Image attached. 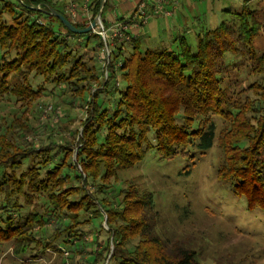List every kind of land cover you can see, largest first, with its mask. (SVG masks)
<instances>
[{"label":"trees","instance_id":"trees-1","mask_svg":"<svg viewBox=\"0 0 264 264\" xmlns=\"http://www.w3.org/2000/svg\"><path fill=\"white\" fill-rule=\"evenodd\" d=\"M21 1L0 0V100L10 96L20 105L0 126V252L10 245L17 257L37 260V248L60 254L66 248L86 253L85 264H200L196 252L157 234L153 193L132 181L116 187L121 172L136 169L151 151L163 160H192V148L204 154L215 141L222 153L218 182L231 186L248 211L264 213V86L249 85L254 99H234L224 64L230 54L249 61L251 74H264V43L259 54L254 46L264 25L248 6L253 0L199 35L196 54L185 37L175 52L143 50L133 36L108 41L106 66L105 53L102 62L96 59L106 49L101 35L74 34L59 19L30 9L65 15L62 5ZM101 1H92V21ZM109 4L105 27L133 23L105 17ZM65 16L77 28L90 24ZM79 48L94 55L86 60ZM118 74L126 84L122 91ZM45 91L67 107L60 118L84 111L81 126L61 125L43 139L48 124H32L30 116L41 110L33 107ZM100 220L108 230H93Z\"/></svg>","mask_w":264,"mask_h":264},{"label":"rangeland","instance_id":"rangeland-1","mask_svg":"<svg viewBox=\"0 0 264 264\" xmlns=\"http://www.w3.org/2000/svg\"><path fill=\"white\" fill-rule=\"evenodd\" d=\"M123 2L109 0L110 8L104 16L112 20L130 18L136 9L131 10L129 0ZM172 4L169 6L171 17L156 15L152 3L149 4L146 10L148 19L136 31L143 50L178 52L179 38L185 37L192 53L196 54L199 35L230 20V12L238 13L244 8V0H179L178 9L174 12L176 2ZM248 6L264 25V0H253ZM97 30L94 32L98 34ZM97 43L98 40H92L89 50ZM263 43L264 32L261 30L254 42L258 54ZM104 53H97L96 59L101 61ZM79 54L86 60L94 55L82 48H79ZM224 64L228 66L226 78L234 99L243 101L246 96L256 98L249 91V85L257 82L264 86V74H251L250 62L234 55L228 54ZM118 76L122 91L126 84L120 74ZM242 91L244 93H240ZM42 96L33 107H40L41 110L36 112L32 109L30 118L32 124H37L38 120L48 124L42 130L45 134L43 139L53 133L58 134L61 125L70 130L81 126L84 111L75 110L71 118H60V115H65L67 107L58 104L48 91ZM19 106L10 96L0 100V126L12 121L14 115L20 112ZM49 107L52 108L50 111ZM216 121L221 128L223 121ZM63 134L70 138L66 132ZM191 155L192 160L178 156L169 161L160 159L151 151L136 169L121 172V180L116 188L126 187V181H132L140 191L153 193L155 210L158 212L155 227L157 234L166 241L176 242L196 252L200 264H264V213L248 211L246 201L237 197L231 186L218 182L217 171L222 163L218 143L215 141L214 146L204 154L192 148ZM188 169L190 172L187 174ZM100 222H94L93 230L98 232L100 225L105 230L109 229L106 222ZM36 250L35 253L40 255L37 260L30 254L17 257L10 245H5L0 252V264H85L86 253L78 256L66 248L60 249L61 254L55 249H48L45 253L41 248ZM113 250L112 244L110 252Z\"/></svg>","mask_w":264,"mask_h":264},{"label":"built area","instance_id":"built-area-1","mask_svg":"<svg viewBox=\"0 0 264 264\" xmlns=\"http://www.w3.org/2000/svg\"><path fill=\"white\" fill-rule=\"evenodd\" d=\"M92 1L93 0H53L54 3L60 4L63 6L65 15H67L71 20L77 23H92L93 12H92ZM179 0H143L136 7V10L130 17L133 23H122L118 21H113L110 23L109 27H105L102 22L98 25L96 30L98 34L102 36L103 40L106 43L105 54L107 58V62H105V66L108 64L110 58V49L107 45L108 41H112L115 39H119L120 41H130L133 36H135L136 31L140 28V23L137 19L142 20V24L146 23L148 19V14L146 12L150 3L153 5V12L156 15H164L165 17H171L172 11L168 9V5ZM95 30V31H96ZM132 34V36L130 35ZM106 76H108V72H106ZM52 108L49 107L48 111ZM47 112V109L45 110Z\"/></svg>","mask_w":264,"mask_h":264},{"label":"water","instance_id":"water-1","mask_svg":"<svg viewBox=\"0 0 264 264\" xmlns=\"http://www.w3.org/2000/svg\"><path fill=\"white\" fill-rule=\"evenodd\" d=\"M19 1L21 3H23L21 0H19ZM107 2H108V0H102L101 1V5H100V9H99L98 14L96 15V17L94 18L92 23L89 24L86 28H83V29L75 27L67 19V17L65 15H63L62 13L58 12L57 10H55L53 8H48V10H44L41 6H38V7H30V9H32L34 11L45 12L48 15L59 19L61 21V23L65 26V28L67 30H69L70 32H72L74 34H78V35H83V34H88V33L92 32V31H95L96 28L98 27V25L102 22L103 11H104V8H105Z\"/></svg>","mask_w":264,"mask_h":264},{"label":"crops","instance_id":"crops-1","mask_svg":"<svg viewBox=\"0 0 264 264\" xmlns=\"http://www.w3.org/2000/svg\"><path fill=\"white\" fill-rule=\"evenodd\" d=\"M123 1H124L123 3H125V0H123ZM126 1H128V0H126ZM129 1H130V2H129L130 5H132L131 10L136 9V7H137V4H136V3H137V0H133V1H132V0H129ZM131 3H133V4H131ZM172 5H173V4H172ZM177 5H179V4H178V3L175 4V7H174V9H173V12H174L176 9H178V8H177V7H178ZM169 6H170V5H168V7H167L168 9L171 8V7H169ZM134 11H135V10H134ZM134 11L131 13V16H132V14L134 13ZM131 16H130V17H131ZM109 19H110V18H109ZM110 20H112V19H110ZM112 21H113V20H112ZM136 34H137V35H136ZM136 34H135V36H138L139 33L137 32Z\"/></svg>","mask_w":264,"mask_h":264}]
</instances>
